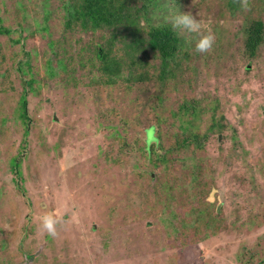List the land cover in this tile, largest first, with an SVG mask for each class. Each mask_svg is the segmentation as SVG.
Returning a JSON list of instances; mask_svg holds the SVG:
<instances>
[{
  "label": "rangeland",
  "instance_id": "1",
  "mask_svg": "<svg viewBox=\"0 0 264 264\" xmlns=\"http://www.w3.org/2000/svg\"><path fill=\"white\" fill-rule=\"evenodd\" d=\"M130 1L125 33L0 0V264H264V41L243 49L264 0ZM156 26L178 37L163 79Z\"/></svg>",
  "mask_w": 264,
  "mask_h": 264
},
{
  "label": "trees",
  "instance_id": "2",
  "mask_svg": "<svg viewBox=\"0 0 264 264\" xmlns=\"http://www.w3.org/2000/svg\"><path fill=\"white\" fill-rule=\"evenodd\" d=\"M81 1V0H80ZM133 2L136 0H132ZM83 3L78 4L76 0H73L72 6L76 5V8L74 10L68 11V21L65 23L68 27H72V25L75 24H82L85 27H89L92 30L99 29L101 27L105 28H112V29H121L123 28V31L127 33V26L130 27L131 24L135 22L133 19L132 14H128L127 11H130V0H83L81 1ZM68 9H70L68 7ZM67 9V10H68ZM141 10V9H140ZM138 12V11H137ZM140 12V11H139ZM138 12V13H139ZM132 18V19H130ZM120 31V30H119ZM146 40L147 46L150 48V50L157 54L160 59V65H161V75L160 79H163L165 77V74L167 73V68L169 63L174 61L175 53L177 51L178 47V37L176 36V33L171 30L167 26H156L151 27L150 30L147 32ZM122 40L124 41V36H121ZM264 41V23L260 20H255L249 24L247 28L244 29V41H243V49L247 57L253 58L256 56L257 51L259 50L260 46L262 45ZM107 46V49H109L105 52H108L111 50V47L113 46V43H109L108 45L102 46L103 50ZM102 52L103 50L100 49ZM98 56V57H97ZM97 58H100L101 61V68L103 69L105 73L110 75H116L118 72L119 64L114 59H107L105 55H102V53L99 51L97 52ZM117 70V71H116ZM119 73V72H118ZM130 79V78H129ZM131 80V79H130ZM32 83V79L27 81L26 86H30ZM27 102L26 98L23 96L21 98V105H20V118L23 121H27ZM179 118L181 121V116H185L189 112H191L190 116L193 119L198 117L202 110L199 111V109H193L194 106H186L183 105L180 107ZM193 109V110H192ZM188 125L187 122H185L183 125H178L179 128V135H178V141H180V144H183L184 141H186L187 137H192L191 131L187 133V129L182 128V126ZM153 125L148 126L145 129V150L149 157H155L157 155V145L159 141V135L156 132ZM149 133V136H148ZM25 135H27V131H25ZM150 138L152 141L148 142L147 139ZM197 136H194L193 142L196 143L197 147H200L201 145L199 142H197ZM198 144V145H197ZM160 161H157L161 164H165L164 159H159ZM12 168L17 169L19 167V162L17 160L12 161ZM18 171V169H17ZM17 171H15L17 173ZM18 174L20 176V172L18 171ZM21 179V176L19 177Z\"/></svg>",
  "mask_w": 264,
  "mask_h": 264
}]
</instances>
